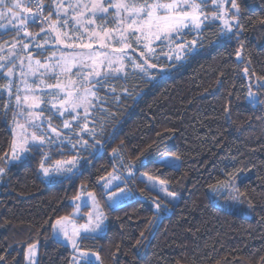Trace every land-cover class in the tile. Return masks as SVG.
<instances>
[{"label":"snow or ice","instance_id":"6c2138e0","mask_svg":"<svg viewBox=\"0 0 264 264\" xmlns=\"http://www.w3.org/2000/svg\"><path fill=\"white\" fill-rule=\"evenodd\" d=\"M247 11L244 0H0V112L10 117L8 148L0 152V182L9 177L12 166L33 160L42 183L72 184L83 177L119 139L128 109L139 104L158 80L194 60L205 41L210 48H232L222 55L235 56L243 73L240 87L246 88V98L259 99L256 119L264 122V74L251 68L252 60L245 56V33L257 28L264 33V15L246 16ZM230 112L229 100L224 107L229 119ZM175 131L166 127L147 145V152H158L159 159L145 172L124 158L121 140L119 149L111 148V170H103L90 190L81 184L70 198L73 213L44 220L47 225L54 219L45 240L71 248L67 264H105L100 250L90 246L106 232L109 217L104 209L135 212L134 205L150 201L153 210L143 218L138 236L124 237L131 240L130 248L138 249L161 223L162 213L177 207L180 197L166 172L178 171L182 158L165 144L167 133ZM135 160L147 166L143 151ZM221 161L223 166H215L217 174L208 188L227 209L215 202L209 207L225 211L228 218L255 213L264 226V174L257 173L259 184L253 186L249 172L256 165L249 167L235 156ZM182 181L183 177L175 183ZM134 184L142 185L140 200L133 199ZM85 212L87 220L80 223ZM38 228L35 235L16 242L21 259L12 257L11 264H41L44 227ZM10 247L0 249V264H10ZM121 247L115 245L111 264H121L120 255L128 254ZM229 255L213 260L206 253L201 259L211 264L221 260L234 264L239 259L233 256L229 261ZM174 264H200V259L194 256L190 262L186 258ZM256 264H264V254Z\"/></svg>","mask_w":264,"mask_h":264},{"label":"trees","instance_id":"16d2710c","mask_svg":"<svg viewBox=\"0 0 264 264\" xmlns=\"http://www.w3.org/2000/svg\"><path fill=\"white\" fill-rule=\"evenodd\" d=\"M244 3L248 9L246 16L264 15V0H244ZM243 23L248 25L250 22L245 19ZM245 35L248 44L245 56L252 60L250 67L258 74H264V33L257 28ZM226 51L231 52L232 48H210L205 41V48L180 72H173L147 89L139 104L128 109L119 139L111 144L102 159L94 162V168L89 167L83 177L72 184L42 183L34 160L12 166L0 188V249L11 245L8 249L10 264L12 257L21 259L17 252L22 249L16 242L35 235L40 230L39 225L44 227L40 232L41 264H67L71 248H61L52 240H45V235L51 233L54 219L47 225L44 220L50 215L55 218L73 213L70 198L81 184L90 190L103 170H111V148L119 149L121 140L124 141V158L136 163L140 172L151 170L159 153L149 154L147 145L166 127L177 130L167 133V149L182 158L178 171L166 172V176L173 178L172 190L180 197L177 207L162 213L161 223L148 236L145 246L138 249L130 248L131 240L124 237L138 236L143 218L150 217L153 210L150 201H143L142 207L134 205L135 212L132 208L118 212L104 209L109 217L106 232L90 246L100 250L105 264H111V254L118 243L122 245L121 252L128 253L120 255L121 264H174L176 260L185 261L186 258L190 262L194 256L200 259V264H211V261L201 259L206 253L211 254L213 260L231 253L227 257L229 261L233 256L239 257L234 264H256L259 256L264 254V226L259 216L251 213L250 216L228 218L225 211L209 207L215 199L208 183L214 182L215 166H223L222 157L235 156L249 167L256 165L250 176L253 186L259 184L257 173L264 174V122L256 119L261 105L259 99L253 102L246 98V88L240 87L243 73L236 67L234 55H222ZM220 72L224 75L220 76ZM128 86H132V81ZM230 91L234 93L231 97ZM229 100L230 119L224 113ZM9 121L10 117L5 118L0 112V152L8 148ZM142 151L147 156L146 167L135 160ZM209 172L213 176H209ZM182 177V183L176 184L175 181ZM133 186L137 187L136 184ZM139 187L142 185L137 187L134 200L141 199ZM128 216L138 218L130 220ZM78 220L85 222L86 212ZM221 264H224L223 260Z\"/></svg>","mask_w":264,"mask_h":264},{"label":"rangeland","instance_id":"374dc122","mask_svg":"<svg viewBox=\"0 0 264 264\" xmlns=\"http://www.w3.org/2000/svg\"><path fill=\"white\" fill-rule=\"evenodd\" d=\"M36 30H38V29H33V31H36ZM97 47H98V45H97ZM252 175V171L251 172H249V176H251ZM4 183V181H2V182H0V188H1V185ZM212 192V191H211ZM212 194H213V192H212ZM160 195L161 196H163V193H160ZM213 197H214V194H213ZM214 199H215V197H214ZM179 201V199L176 201V203ZM215 203H218V204H220V205H222L223 207H225L226 209H227V205L224 203V201L223 200H220V201H215ZM251 214H248V216H250ZM79 219V218H78ZM79 221V220H78ZM86 222V221H85ZM81 223V222H80Z\"/></svg>","mask_w":264,"mask_h":264}]
</instances>
